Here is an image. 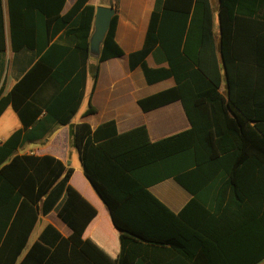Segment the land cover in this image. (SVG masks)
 I'll use <instances>...</instances> for the list:
<instances>
[{
    "label": "trees",
    "instance_id": "obj_1",
    "mask_svg": "<svg viewBox=\"0 0 264 264\" xmlns=\"http://www.w3.org/2000/svg\"><path fill=\"white\" fill-rule=\"evenodd\" d=\"M89 1L78 0L60 23L80 12L67 34L82 56V90L65 116L61 105L71 85L47 109L61 126L83 99L96 12ZM156 2L144 47L129 56L130 68L141 67L150 85L173 78L176 86L139 105L149 112L179 101L190 130L156 143L146 127L120 134L115 122L96 130L83 123L70 132L84 175L120 232L117 264H257L264 259V0H219V38L210 0ZM15 18L10 9L14 49L35 48L34 39L17 36ZM117 22L116 13L91 69L93 88L100 64L124 55ZM4 28L0 0V50ZM155 50L168 68L148 66ZM40 66L12 94H0V116L11 100L30 96ZM95 112L90 106L85 116ZM23 141L18 131L0 146V264H109L83 239L98 211L70 184L73 169L51 156L18 155ZM170 178L192 196L178 214L150 192ZM60 202L58 216L72 235L63 238L48 227L28 246L39 217Z\"/></svg>",
    "mask_w": 264,
    "mask_h": 264
},
{
    "label": "crops",
    "instance_id": "obj_2",
    "mask_svg": "<svg viewBox=\"0 0 264 264\" xmlns=\"http://www.w3.org/2000/svg\"><path fill=\"white\" fill-rule=\"evenodd\" d=\"M78 0H3L4 6V50H0V94H12L20 82L41 63L32 76V90L29 97L11 100L0 116V140L5 142L14 133L21 131L24 141L18 148V155L51 156L73 169L70 184L91 204L98 215L86 229L83 239L91 245L109 264H117L120 255V232L114 226L111 215L86 179L80 151L70 135L74 126L86 123L93 130L108 122H115L120 134L138 127H146L152 143L176 136L190 130L191 125L181 102H173L158 109L144 112L139 101L176 86L173 78L148 84L141 67L131 70L129 56L143 49L156 0H90L89 5L113 6L118 15L116 42L124 55L100 64L99 76L94 86L93 67L98 56L90 54L83 99L72 120L61 126L48 114L47 109L65 88L72 91L66 103L64 116L73 108L81 92L82 56L75 46V39L68 35L76 26L80 12L65 26L60 23L68 18ZM214 16V32L219 38V0H210ZM251 4L256 2L251 1ZM10 9L15 11L17 36L34 39L35 48L14 49ZM94 30V27H93ZM93 33V32H92ZM92 35V34H91ZM50 42L47 44V40ZM152 69L168 68L162 54L155 50L147 58ZM77 83L71 84L72 80ZM27 89L24 91L26 92ZM222 90H225L223 85ZM93 107L96 112L85 116ZM17 107V108H16ZM150 192L178 214L192 196L173 178L150 187ZM41 205V203H40ZM58 204L47 216H40L29 240L28 246L40 240L48 227L63 238L72 235L70 228L59 218ZM31 242V243H30ZM30 243V244H29ZM257 264H264V259Z\"/></svg>",
    "mask_w": 264,
    "mask_h": 264
},
{
    "label": "water",
    "instance_id": "obj_3",
    "mask_svg": "<svg viewBox=\"0 0 264 264\" xmlns=\"http://www.w3.org/2000/svg\"><path fill=\"white\" fill-rule=\"evenodd\" d=\"M116 14V9L110 7H98L95 12L93 33L90 38V54L99 56L101 45L111 27L112 19Z\"/></svg>",
    "mask_w": 264,
    "mask_h": 264
},
{
    "label": "built area",
    "instance_id": "obj_4",
    "mask_svg": "<svg viewBox=\"0 0 264 264\" xmlns=\"http://www.w3.org/2000/svg\"><path fill=\"white\" fill-rule=\"evenodd\" d=\"M3 144V141L2 140H0V146Z\"/></svg>",
    "mask_w": 264,
    "mask_h": 264
},
{
    "label": "rangeland",
    "instance_id": "obj_5",
    "mask_svg": "<svg viewBox=\"0 0 264 264\" xmlns=\"http://www.w3.org/2000/svg\"><path fill=\"white\" fill-rule=\"evenodd\" d=\"M30 243H31V242H30ZM30 243H29V244H30Z\"/></svg>",
    "mask_w": 264,
    "mask_h": 264
}]
</instances>
